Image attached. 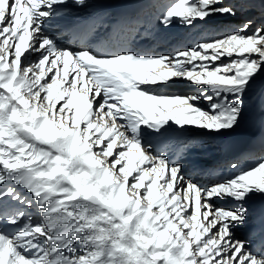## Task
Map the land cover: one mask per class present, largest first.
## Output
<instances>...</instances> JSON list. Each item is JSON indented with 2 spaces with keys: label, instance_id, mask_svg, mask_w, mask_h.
I'll list each match as a JSON object with an SVG mask.
<instances>
[{
  "label": "snow or ice",
  "instance_id": "1",
  "mask_svg": "<svg viewBox=\"0 0 264 264\" xmlns=\"http://www.w3.org/2000/svg\"><path fill=\"white\" fill-rule=\"evenodd\" d=\"M160 8L157 32H200L157 51L139 11L0 0V264H264V233L237 235L264 200V141L210 183L169 155L173 137L193 134L184 156L236 131L264 97V0ZM178 80L195 92H170Z\"/></svg>",
  "mask_w": 264,
  "mask_h": 264
},
{
  "label": "bare ground",
  "instance_id": "2",
  "mask_svg": "<svg viewBox=\"0 0 264 264\" xmlns=\"http://www.w3.org/2000/svg\"><path fill=\"white\" fill-rule=\"evenodd\" d=\"M172 2V0H105L106 7L114 15L122 12L133 13L140 12L139 20L143 26L142 30L154 33L156 40L144 41L140 44L141 48L151 47L154 50L167 51L172 44L176 43V39L180 37H191L193 33H199L202 26L196 29L186 31L180 25L170 29L169 31H159L155 29L156 17L159 15L161 5ZM254 14L259 16V10H253ZM85 13H81L83 15ZM221 24H229L232 27L240 24L242 19H232L230 21H219ZM126 32L121 34L123 39ZM72 40L71 35L65 37ZM78 43V41H76ZM195 86L187 81L178 80L169 87L170 92L179 94H189L195 92ZM192 133L183 137H173L170 143L169 155L173 158H181L186 163L185 171L200 180L201 183H210V176L213 174L219 176H229L234 172L225 174V169H230L232 162H241L242 166L247 167L249 164L256 162V158L260 154L259 145L264 141V97L253 96L248 101V110L244 122L241 127L234 132L225 133L223 136L198 138L200 142L193 141V146L184 157L176 153V149L180 147L181 141H190ZM255 149V156L252 151ZM220 171L216 173L215 171ZM219 203V202H217ZM250 208L254 210L253 216L250 217L248 225L240 229L238 236L248 235L255 232L257 235L264 233V219L261 218V209L264 208V200L256 198L250 202Z\"/></svg>",
  "mask_w": 264,
  "mask_h": 264
},
{
  "label": "rangeland",
  "instance_id": "3",
  "mask_svg": "<svg viewBox=\"0 0 264 264\" xmlns=\"http://www.w3.org/2000/svg\"><path fill=\"white\" fill-rule=\"evenodd\" d=\"M186 155V154H185ZM184 155V156H185ZM184 156H182V157H184ZM186 163L184 162V165H185ZM254 164V163H253ZM251 164H249V165H247V166H250ZM236 170L234 169V170H232V171H230V169L229 170H225V172H235ZM216 173H218V171L216 172Z\"/></svg>",
  "mask_w": 264,
  "mask_h": 264
}]
</instances>
